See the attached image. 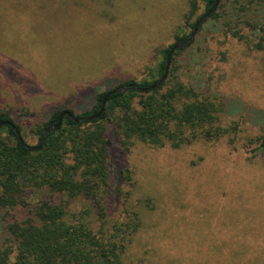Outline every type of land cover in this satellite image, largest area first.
<instances>
[{
  "label": "rangeland",
  "instance_id": "obj_1",
  "mask_svg": "<svg viewBox=\"0 0 264 264\" xmlns=\"http://www.w3.org/2000/svg\"><path fill=\"white\" fill-rule=\"evenodd\" d=\"M188 5L0 0V110L18 114L22 138L36 144L30 130L54 108L80 114L108 83L148 79L158 48L191 33L184 27ZM203 12L200 2L192 21ZM211 25L204 23L176 56L175 75L201 93L237 100L243 109L220 117L229 133L217 141L178 149L136 143L126 158L116 154L114 164L126 160L132 184L120 181L116 203L112 169L108 204L117 213L124 205L138 210L142 219L124 264H264V116H243L251 108L264 110V43L257 48L258 36L249 28H241L245 39L238 40ZM84 205L69 202L75 212Z\"/></svg>",
  "mask_w": 264,
  "mask_h": 264
},
{
  "label": "trees",
  "instance_id": "obj_2",
  "mask_svg": "<svg viewBox=\"0 0 264 264\" xmlns=\"http://www.w3.org/2000/svg\"><path fill=\"white\" fill-rule=\"evenodd\" d=\"M214 1L189 0L184 27L192 31L194 22L211 9ZM200 2L204 12L192 21ZM209 20L211 30L238 40L245 39L241 28H249L258 36L257 48L263 47L264 0H220L198 31ZM186 38L187 34L176 35L175 42ZM192 41L174 51L168 76L158 88L141 91L133 87H148L163 75L175 42L158 48L148 79L112 86L108 83L105 90L94 93L89 109L80 114L70 107L54 108L31 128L37 138L34 145L59 120L62 111L75 116L93 115L113 89L131 86L110 94L104 112L96 119L75 122L64 115L61 126L49 132L34 151L19 141L18 134L22 136L23 131L17 121L19 115L0 110V122L17 128L16 132L10 124L0 125V264H124L123 255L141 228L142 219L138 210L126 208L124 199V210L119 213L120 209L111 210L108 204L112 169L116 173V203L120 183L132 184L126 160L120 167L114 164L116 154L126 158L136 143L178 149L197 140L217 141L229 133V128L220 124V117L239 114L243 109L237 100L210 90L201 93L177 78L176 56ZM249 110L243 114L247 121L262 120L263 109ZM34 196L37 199L32 203ZM72 199L83 200L84 207L72 211Z\"/></svg>",
  "mask_w": 264,
  "mask_h": 264
},
{
  "label": "water",
  "instance_id": "obj_3",
  "mask_svg": "<svg viewBox=\"0 0 264 264\" xmlns=\"http://www.w3.org/2000/svg\"><path fill=\"white\" fill-rule=\"evenodd\" d=\"M219 1H220V0H215L213 6L211 7V9H210L209 11L203 13V14H202V15H201V16H200V17L194 22V25H193L192 31H191V33H189V34L187 35V38H186V39H184V40H182V41L175 42V43L172 45V47L170 48L169 53H168V55H167L166 66H165V70H164L163 75H162L159 79H157L152 85H150V86H148V87H145V88H137V87H133L134 89H136V90H141V91H149V90H152V89H154V88H158V87L162 84V82H163V81L167 78V76H168V71H169V67H170V63H171V57H172V54L174 53V51H175L176 49L182 48V47H183V46H184V45H185L190 39L194 38L195 34H196L197 31H198V26H199V25H200V24H201V23H202V22H203V21H204L209 15H210V14H212V13L216 10V8H217V6H218V4H219ZM129 88H131L130 85H121V86H118L117 88L113 89L110 93H108V94L104 97V99H103V101H102V105L100 106L99 110H98L95 114H93V115H87V116H75V115H73L71 112H69V111H67V110H66V111H62L61 114H60L59 120H58L56 123L50 125V126L44 131V133L42 134V136H41V138H40V140H39V142H38L37 145H29V144L25 143V141L23 140L21 134H18L19 141H20V143L26 145V147H27L28 150H30V151H34V150H36V149H38V148L41 147V145H42V143H43V141H44L46 135H47L49 132L58 129V128L61 126V123H62V117H63L64 115H68V116H69L72 120H74L75 122H79V121H83V120H84V121H90V120H92V119H96V118H98V117L104 112L105 105H106L107 99H108V97H109L110 94H112V93H117V92H121V91H127V90H129ZM1 124H10V123L4 121V122H0V125H1ZM10 125L12 126V128L14 129V131L17 132V128H16L14 125H12V124H10Z\"/></svg>",
  "mask_w": 264,
  "mask_h": 264
}]
</instances>
